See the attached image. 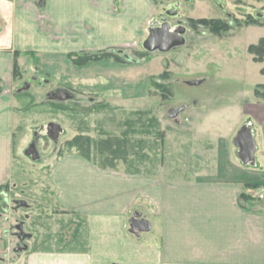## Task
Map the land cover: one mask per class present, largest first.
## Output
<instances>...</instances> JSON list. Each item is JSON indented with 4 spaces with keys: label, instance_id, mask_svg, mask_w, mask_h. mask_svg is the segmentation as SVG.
<instances>
[{
    "label": "crops",
    "instance_id": "1",
    "mask_svg": "<svg viewBox=\"0 0 264 264\" xmlns=\"http://www.w3.org/2000/svg\"><path fill=\"white\" fill-rule=\"evenodd\" d=\"M158 6L156 0H0V189L16 186V161L26 155L30 134L36 138L33 124L22 122L31 82L47 84L46 99L57 102L77 100V92L126 107L148 101L150 78L180 68L175 58L181 54L171 50L131 62L108 57L76 64L69 57L108 48L137 51ZM154 98L156 110L165 105ZM218 100L167 109L175 125L188 129L174 134L175 151L187 139L200 147L193 151L203 160L180 175L169 164L168 172L159 163L158 172L145 174L78 151L59 155L48 172L56 206L51 214L64 219L62 230L35 248L36 229L25 219L14 212L0 218V264H264V101L254 90ZM53 123L60 128L56 146L64 130ZM134 216L150 229L131 232ZM76 219L82 223L75 234ZM18 220L31 234L20 256L12 233Z\"/></svg>",
    "mask_w": 264,
    "mask_h": 264
},
{
    "label": "rangeland",
    "instance_id": "2",
    "mask_svg": "<svg viewBox=\"0 0 264 264\" xmlns=\"http://www.w3.org/2000/svg\"><path fill=\"white\" fill-rule=\"evenodd\" d=\"M156 3L159 6L151 26L160 27L166 22L171 30L183 27L185 43L170 49L171 53L181 54L174 57L180 68L150 78L147 89L150 98L143 105L116 106L96 94L76 92L74 99L77 100H66L56 106L45 103L48 102L45 97L49 89L47 84L41 87L33 81L26 89L32 91L31 103L27 113L22 115V122L33 124L34 136L42 135L36 144L38 157L33 159L32 154L24 156L21 153L20 162L16 161V186L0 189V218L5 220L14 212L17 219H25L30 229H36L35 248L50 244L46 240L55 239L63 226L64 219L51 214L55 213L56 206L48 172L49 165L59 155L78 151L101 164L131 166V171H144L145 174L161 168V172H168L169 164L175 168L173 172L180 175L201 160L197 157L200 152L193 151L200 147L184 139L183 146L175 151L174 134L188 129L185 125H175L165 115L167 109L180 103L187 108H202L212 100L217 102V98L226 101L242 94L253 95L254 87L264 82V56L253 59L248 49L250 44L264 39V23L251 22L234 28V21L244 22L248 15L264 19V0H222L219 5L212 0H156ZM167 10L173 13L168 14ZM191 18H219L233 28L222 35L203 28L191 31L188 24ZM145 50L143 42L138 51ZM51 85H55L54 81ZM155 95L165 104L159 110H156ZM56 120L64 132L55 146L48 132L50 124ZM32 138L30 134L26 141L28 146ZM159 163L163 167L159 168ZM23 200L25 204L20 205ZM22 230L26 232L25 228ZM23 252L16 250V255Z\"/></svg>",
    "mask_w": 264,
    "mask_h": 264
},
{
    "label": "trees",
    "instance_id": "3",
    "mask_svg": "<svg viewBox=\"0 0 264 264\" xmlns=\"http://www.w3.org/2000/svg\"><path fill=\"white\" fill-rule=\"evenodd\" d=\"M251 22L264 23V19H260V16L257 15L254 16L248 15L246 21L244 22L234 21L235 23L234 28L235 27L238 28L241 25ZM188 24L190 26L189 28L191 29V31L192 30L198 31L200 30V28H203L215 35H222L233 28L232 26H230L229 23L219 18H197V19L191 18L190 20H188ZM248 49L249 52L252 54L253 59H261L264 56V39H261L257 44H250ZM148 53L150 52L147 50L143 52H139L138 50L136 51L128 48L125 49L108 48L90 53H70L69 57L76 64H84L91 60L95 61L108 57L114 58L115 60L121 62H131V61H138L140 58H142L144 55ZM13 71L15 76H17L20 73L17 63L14 64ZM166 72L167 69L164 70V73L162 75L166 74ZM154 84L155 86H157L156 82H154ZM158 86H160V84H158ZM254 93L259 100L264 101V84H257L254 88ZM164 95H165V91L162 90V96L164 97ZM47 101L48 102L45 103L51 102L56 106H59V103H61L51 100L49 98H47ZM244 196L245 194H241L240 199L243 198ZM81 223H82L81 219H76L75 221L72 222L73 224L72 230L75 232V234L80 230Z\"/></svg>",
    "mask_w": 264,
    "mask_h": 264
},
{
    "label": "water",
    "instance_id": "4",
    "mask_svg": "<svg viewBox=\"0 0 264 264\" xmlns=\"http://www.w3.org/2000/svg\"><path fill=\"white\" fill-rule=\"evenodd\" d=\"M212 1L218 5L221 4L222 2V0H212ZM167 13L172 14L173 12L171 10H167ZM183 33H184L183 27H179L176 30H171L169 27V24L164 22L160 27H151L149 29L148 36L146 40L144 41V48L149 52L169 51L170 49L176 46L183 45L185 43ZM50 125H51V130L48 132V134L53 139V141L56 142L58 130L60 128L55 123H51ZM36 144H37V137L33 139L32 143L30 144V146H28V149L26 150V154L27 155L32 154L33 159L38 157V150H37ZM31 149H33V152H31ZM21 204L24 205L25 202L22 201L20 205ZM22 227H23L22 222L17 224V226L15 227L17 230L15 235L18 241H23L25 237L27 238L31 237V234H26L25 232H23ZM129 227H130L131 232L138 234L142 230H149L150 224L148 221L142 218H139L137 216H134L130 220ZM26 248H27V245H24V249Z\"/></svg>",
    "mask_w": 264,
    "mask_h": 264
},
{
    "label": "built area",
    "instance_id": "5",
    "mask_svg": "<svg viewBox=\"0 0 264 264\" xmlns=\"http://www.w3.org/2000/svg\"><path fill=\"white\" fill-rule=\"evenodd\" d=\"M263 195L260 193V194H258V197H262ZM9 218H5V220H8ZM21 221H16V223H15V225H14V230L12 231V233H13V235L16 237V232H17V230H16V226H17V224H19ZM23 224V223H22ZM23 228V227H22ZM24 232V231H23ZM26 234H28L27 232H25ZM16 239H17V237H16ZM26 240H28V238L27 237H25L24 239H23V241H18V239H17V245H18V248L16 249V250H18V252H19V249H21V251L23 250H26V249H24V245H27L26 244Z\"/></svg>",
    "mask_w": 264,
    "mask_h": 264
},
{
    "label": "flooded vegetation",
    "instance_id": "6",
    "mask_svg": "<svg viewBox=\"0 0 264 264\" xmlns=\"http://www.w3.org/2000/svg\"><path fill=\"white\" fill-rule=\"evenodd\" d=\"M21 200H22V199H21ZM14 247H15V249H17V248H18V245H17V244H15V246H14Z\"/></svg>",
    "mask_w": 264,
    "mask_h": 264
}]
</instances>
